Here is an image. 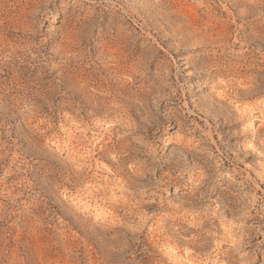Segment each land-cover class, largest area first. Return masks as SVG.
I'll return each mask as SVG.
<instances>
[{"label": "rangeland", "instance_id": "374dc122", "mask_svg": "<svg viewBox=\"0 0 264 264\" xmlns=\"http://www.w3.org/2000/svg\"><path fill=\"white\" fill-rule=\"evenodd\" d=\"M0 264H264V0H0Z\"/></svg>", "mask_w": 264, "mask_h": 264}, {"label": "bare ground", "instance_id": "6f19581e", "mask_svg": "<svg viewBox=\"0 0 264 264\" xmlns=\"http://www.w3.org/2000/svg\"><path fill=\"white\" fill-rule=\"evenodd\" d=\"M182 2V1H181ZM138 3V2H137ZM150 5V4H149ZM180 5V4H179ZM183 5V4H182ZM177 6V5H176ZM180 7H181V5H180ZM187 8V7H186ZM252 10H254V9H252ZM230 11V10H229ZM185 16V15H184ZM181 17V16H180ZM204 17V16H203ZM192 18V17H191ZM207 18V17H206ZM209 18H211V17H209ZM185 19V18H184ZM212 19V18H211ZM198 20V19H197ZM200 20V19H199ZM198 20V21H199ZM229 21V20H228ZM201 22V21H200ZM199 22V23H200ZM211 22V21H210ZM182 23H184V22H182ZM190 23V22H189ZM202 23H203V21H202ZM220 24V23H219ZM191 25V24H190ZM214 25V24H213ZM195 26V25H194ZM189 28V27H188ZM191 29H192V27H191ZM194 29V28H193ZM197 30V29H196ZM199 30L201 31V32H203V34L204 35H209V31L211 32V33H213L214 31L216 32V31H218V30H216V29H214V27L213 26H211V25H209V24H206L203 28H199ZM186 31V30H185ZM191 32V31H190ZM193 32V31H192ZM197 32V31H196ZM229 37V36H228ZM208 41V40H207ZM212 44V43H211ZM224 48V47H223ZM246 90V89H245ZM244 90V91H245ZM243 91V90H242ZM253 91V90H252ZM129 115V114H128ZM117 121V120H116ZM252 124V123H251ZM130 125V124H129ZM125 126V125H124ZM254 126V125H253ZM259 129V128H258ZM119 130V129H118ZM112 131V130H111ZM124 144V143H123ZM105 153V152H104ZM120 154V153H119ZM127 174V173H126ZM130 182V181H129ZM127 185V184H126ZM127 188V187H126ZM185 241V240H184ZM191 244V243H190ZM222 250V249H221ZM220 252V251H219ZM193 262V261H192Z\"/></svg>", "mask_w": 264, "mask_h": 264}]
</instances>
